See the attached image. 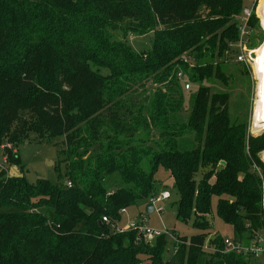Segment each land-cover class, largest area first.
I'll return each mask as SVG.
<instances>
[{"label": "trees", "instance_id": "1", "mask_svg": "<svg viewBox=\"0 0 264 264\" xmlns=\"http://www.w3.org/2000/svg\"><path fill=\"white\" fill-rule=\"evenodd\" d=\"M244 11V0H0V164L20 167L17 146L32 134L41 144L63 138L66 166L65 185L0 168V264H250L224 253L209 216L216 198L233 240L264 230V141L231 124L227 94L203 86L224 82ZM253 22L254 7L247 30ZM130 35H151L149 48L135 52ZM179 72L197 85L186 124L174 117ZM147 83L165 90L133 116L127 96ZM159 167L178 195L175 218L199 231H170L168 258L165 236L147 244L114 229L122 210L159 193Z\"/></svg>", "mask_w": 264, "mask_h": 264}, {"label": "rangeland", "instance_id": "2", "mask_svg": "<svg viewBox=\"0 0 264 264\" xmlns=\"http://www.w3.org/2000/svg\"><path fill=\"white\" fill-rule=\"evenodd\" d=\"M254 7L253 29L245 28L246 36L237 43L230 44V53L227 54L225 62L221 65L224 74V82L203 83V86L209 87L212 93H225L228 96V116L231 124L241 127L245 134L252 138L264 141V130H259L256 125V110L260 101V83L264 72V63L260 60V50L264 44V0H244V9L251 12ZM242 23V19L240 21ZM122 37L121 34H115L118 41ZM151 35L148 36H128L126 42L135 52L146 50L150 46ZM260 47V49H258ZM258 49V50H257ZM257 50V51H256ZM256 51V53H255ZM242 54L246 62H236L238 55ZM178 80L181 86V94L183 97V105L179 112L174 116L178 123L186 124L190 111V96L195 93L197 85L189 83L184 73H181ZM189 85V89L185 85ZM164 91V87L147 83L143 88L136 89L130 94L128 100L133 104L130 110L133 116L140 108L144 115L150 110V102L154 97L156 90ZM128 106V105H127ZM125 106V107H127ZM152 140H157V133L152 132ZM193 135L184 134L181 142L190 146ZM63 138L56 139L51 143H38L32 134L17 146V154L20 158V169L17 166H6L9 176H24L30 184L36 183L37 180H46L52 185H65L66 179L64 159L60 156L59 151L64 149L61 145ZM57 144V146H55ZM150 145L153 147L152 143ZM260 143L254 141L253 149H260ZM256 158L264 166V150L257 153ZM158 191H167L170 198L160 204L155 205V209L162 208V214L152 212L147 215L144 211L147 202H140L138 205L125 210L122 214L118 228H124L129 223H135L138 220H144L145 226L155 231H174L178 236L191 237L199 233L193 229L190 224H183L175 218L176 201L178 195L173 188L172 180L168 172L159 167L154 177ZM217 199L211 201V214L209 222L211 224L212 235H218L223 239H233L230 226L225 225L216 214ZM260 236H264V231L260 232ZM214 237V236H212ZM211 236L209 239L212 238ZM172 244V243H171ZM168 246L170 251L172 245ZM171 253V251H170ZM167 254L166 257H170ZM250 264H264V254L252 257Z\"/></svg>", "mask_w": 264, "mask_h": 264}, {"label": "built area", "instance_id": "3", "mask_svg": "<svg viewBox=\"0 0 264 264\" xmlns=\"http://www.w3.org/2000/svg\"><path fill=\"white\" fill-rule=\"evenodd\" d=\"M249 16H250V12L244 11L243 18H242V27L240 29V43L243 40L244 36L246 35L245 24H246L247 18ZM235 61L238 63L239 62H242V63L246 62L245 57L242 54L238 55L236 57ZM177 78H178V80H180V78H181L180 73L177 74ZM185 88L189 89V85L186 84ZM5 148L11 149V146L9 144H6ZM7 165H8V163L6 162V158H2L0 168H2V167L4 168ZM67 186L71 187V185L69 183L67 184ZM169 198H170V195L167 191H161L158 194H156L155 196L149 197L147 200V204H151L153 206L152 212L162 214L163 209L162 208L155 209V205L160 204V203L168 200ZM124 213H125V210H122L121 215ZM103 222L108 223V221L105 218H103ZM114 229L117 233H123V232H127V231H136L137 234H139L143 238L144 242L147 244H152L155 239H157L161 236H165L167 238V240L170 242V244L172 243L171 244L172 248L170 250L171 253L168 250L167 254L174 255L177 251L176 246H175L177 244V240H176L175 236L170 231H155V230L149 229L145 226L144 220L140 219L135 223H129L124 228H118L116 226ZM223 248H224V253L242 254L245 256H250L251 258L257 257L259 254H264V236L261 237L260 233H257L251 239H249V241L247 243L235 241L233 239H223ZM204 249L206 251H210V249L207 246H205Z\"/></svg>", "mask_w": 264, "mask_h": 264}, {"label": "bare ground", "instance_id": "4", "mask_svg": "<svg viewBox=\"0 0 264 264\" xmlns=\"http://www.w3.org/2000/svg\"><path fill=\"white\" fill-rule=\"evenodd\" d=\"M260 60L264 63V44L259 54ZM256 125L259 130H264V72L260 83V101L256 110Z\"/></svg>", "mask_w": 264, "mask_h": 264}, {"label": "water", "instance_id": "5", "mask_svg": "<svg viewBox=\"0 0 264 264\" xmlns=\"http://www.w3.org/2000/svg\"><path fill=\"white\" fill-rule=\"evenodd\" d=\"M220 166L224 167L225 164H224L223 162H221V163H220ZM144 211H145V213H146L147 215L151 214L152 211H153V206H152L151 204H147L146 207H145V209H144Z\"/></svg>", "mask_w": 264, "mask_h": 264}, {"label": "crops", "instance_id": "6", "mask_svg": "<svg viewBox=\"0 0 264 264\" xmlns=\"http://www.w3.org/2000/svg\"><path fill=\"white\" fill-rule=\"evenodd\" d=\"M145 207H146V205H145ZM145 207H144V208H145ZM121 216H122V215H121Z\"/></svg>", "mask_w": 264, "mask_h": 264}]
</instances>
